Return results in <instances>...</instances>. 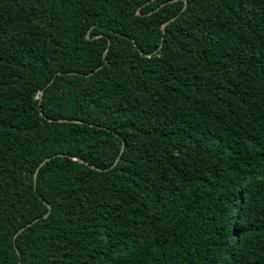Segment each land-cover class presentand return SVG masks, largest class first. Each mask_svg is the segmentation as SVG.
<instances>
[{
  "label": "trees",
  "instance_id": "16d2710c",
  "mask_svg": "<svg viewBox=\"0 0 264 264\" xmlns=\"http://www.w3.org/2000/svg\"><path fill=\"white\" fill-rule=\"evenodd\" d=\"M172 1L0 0V264H264V0Z\"/></svg>",
  "mask_w": 264,
  "mask_h": 264
},
{
  "label": "water",
  "instance_id": "95a60500",
  "mask_svg": "<svg viewBox=\"0 0 264 264\" xmlns=\"http://www.w3.org/2000/svg\"><path fill=\"white\" fill-rule=\"evenodd\" d=\"M177 0H174V1H172V2H176ZM186 7V2L184 3V8ZM137 15H139V12H137ZM176 18V16L174 17V18H172V19H170V20H168L167 22H165L164 24H162V26H161V29H162V31H164L165 30V27H166V25H168L170 22H172L174 19ZM86 38H87V40H91V39H95V37L94 38H90L89 37V35L87 34L86 35ZM108 45H109V42H108ZM161 45H162V42L160 43V46L158 47V49H157V51L161 48ZM157 51H155L154 53H152V54H155ZM105 55H106V52L103 54V57H105ZM93 73H90V75H92ZM43 95V91H41L40 92V99H41V96ZM58 122H72V123H81V121H76V120H71V121H69V120H59ZM49 159H46L37 169H36V171H35V173H34V185H35V182H36V176H37V173H38V171H39V169H40V167L45 163V162H47ZM80 163H82V164H84L85 162L84 161H82V160H80V159H77ZM118 160V159H117ZM116 160V161H117ZM96 170H99V169H96ZM45 205L47 206V208H48V212H47V214L44 216V217H47L48 216V214H49V211H50V206L48 205V204H46L45 203ZM31 224H29L28 225V227L30 226ZM17 254L19 255V252L17 251Z\"/></svg>",
  "mask_w": 264,
  "mask_h": 264
}]
</instances>
